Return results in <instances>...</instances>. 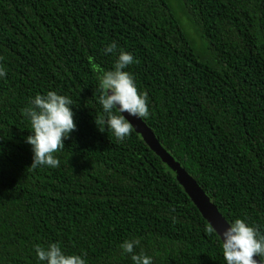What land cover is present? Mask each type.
I'll use <instances>...</instances> for the list:
<instances>
[{
	"label": "trees",
	"instance_id": "obj_1",
	"mask_svg": "<svg viewBox=\"0 0 264 264\" xmlns=\"http://www.w3.org/2000/svg\"><path fill=\"white\" fill-rule=\"evenodd\" d=\"M119 51L176 165L227 221L264 235V0H0V264H42L33 246L50 243L85 264H132L119 248L132 238L153 264H224L216 232L135 126L117 141L95 124L98 76ZM47 91L70 98L75 130L56 168H33L23 110Z\"/></svg>",
	"mask_w": 264,
	"mask_h": 264
},
{
	"label": "clouds",
	"instance_id": "obj_2",
	"mask_svg": "<svg viewBox=\"0 0 264 264\" xmlns=\"http://www.w3.org/2000/svg\"><path fill=\"white\" fill-rule=\"evenodd\" d=\"M116 48L115 43H109L103 52L105 55L114 53ZM132 63L131 53L119 51L113 67L101 70L98 76L100 94L97 102L102 114L95 124L99 123L103 131L106 128L117 141L127 138L131 132V124L125 113L138 119L149 116L146 94L137 91L132 75L124 71ZM3 76L4 71L0 69V77ZM71 105L70 98L55 91H47L43 95L38 93L29 100V106L23 112L31 129L30 134L24 137L32 153L31 167L58 166L53 153L64 146L63 141L75 130ZM225 223L227 227L215 233L224 264H264V235L241 218ZM139 243L137 238L124 240L119 245L121 254H128L132 264H153L151 256L143 251H134ZM33 249L36 259L42 264H85L82 254L66 255L57 243H50L46 248L34 245ZM254 256L258 260L253 259Z\"/></svg>",
	"mask_w": 264,
	"mask_h": 264
},
{
	"label": "water",
	"instance_id": "obj_3",
	"mask_svg": "<svg viewBox=\"0 0 264 264\" xmlns=\"http://www.w3.org/2000/svg\"><path fill=\"white\" fill-rule=\"evenodd\" d=\"M124 115L132 123V125L135 126L137 131L142 133V136L146 142L155 151V153L162 158L163 161L170 163L173 162L170 154L162 147L155 134L142 119L128 116L126 113ZM173 163L176 164L175 162ZM175 172L178 182L187 188L186 191L199 207L200 211H202L203 216L218 225L222 224L224 220L222 214L219 212L215 204L210 200L208 195L197 184L196 180L187 171H185L184 168L179 167L178 165ZM253 259L258 260V257L254 256Z\"/></svg>",
	"mask_w": 264,
	"mask_h": 264
},
{
	"label": "rangeland",
	"instance_id": "obj_4",
	"mask_svg": "<svg viewBox=\"0 0 264 264\" xmlns=\"http://www.w3.org/2000/svg\"><path fill=\"white\" fill-rule=\"evenodd\" d=\"M181 15V19H182V22L184 23V26L186 27V29L189 31V33L192 35V37L195 39V41L197 42L198 45H201L202 42H201V39L200 37L196 34V31L195 29L193 28L192 24L190 23V21L187 19V17L185 15H183L182 13H180ZM142 135V133H140ZM143 137V136H142ZM144 138V137H143ZM173 161V160H172ZM174 162V161H173ZM172 162V163H173ZM168 165H169V168L175 173L176 175V172L175 170H177V165L176 164H172L170 162H167ZM183 185V184H182ZM185 190H187V188L183 185L182 186ZM187 192V191H186ZM188 193V192H187ZM190 196V195H189ZM191 197V196H190ZM193 200V199H192ZM194 202V201H193ZM195 203V202H194ZM196 204V203H195ZM198 207V206H197ZM199 208V207H198ZM200 210V209H199ZM202 213V211H201ZM206 218V217H205ZM207 219V218H206ZM223 223L222 224H216L210 220L207 219V221L210 223L212 229L215 231V232H221L223 231L224 228L227 227V224L225 223V221H227L224 217H223Z\"/></svg>",
	"mask_w": 264,
	"mask_h": 264
}]
</instances>
